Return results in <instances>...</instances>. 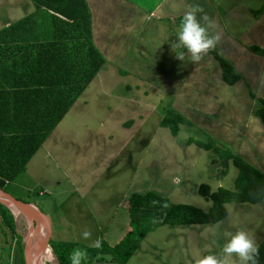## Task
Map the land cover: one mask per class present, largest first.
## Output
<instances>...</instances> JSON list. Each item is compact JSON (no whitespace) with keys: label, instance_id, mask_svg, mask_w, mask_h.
Segmentation results:
<instances>
[{"label":"rangeland","instance_id":"rangeland-1","mask_svg":"<svg viewBox=\"0 0 264 264\" xmlns=\"http://www.w3.org/2000/svg\"><path fill=\"white\" fill-rule=\"evenodd\" d=\"M252 2L250 11H257ZM263 6L261 1L259 8ZM249 19L244 13L246 25ZM117 26L106 41L112 54H106V62L70 107L58 133L48 139L49 151L38 152L43 160L3 188L45 215L51 229L49 241L94 247L103 240L113 246L128 229L126 200L132 193L153 192L173 204L208 211L210 202L198 195V186L205 184L211 192L232 190L237 170L230 161L219 160L212 151L186 141H213L218 148L242 156L248 137L247 130H202L207 127L201 124L202 113L212 118L209 127L244 120L264 130L248 114V92L239 85H226L220 66L211 69L201 60L187 68L162 59L160 65L148 64L142 60L149 57L145 39L140 38L143 30L130 40L125 55ZM230 96L236 98L235 103H230ZM168 110L183 118L175 137L159 126ZM257 139L264 143V137ZM9 208L16 232L2 227L0 219V264H24L23 237L28 224ZM225 209L226 217L217 223L159 227L143 239L125 264H195L205 255L220 253L225 233L256 231L252 238L260 239L264 223L258 225L262 216L255 205L232 203ZM245 220L248 223L243 228ZM85 230L90 233L87 239L81 237ZM42 253L40 264H57L50 247Z\"/></svg>","mask_w":264,"mask_h":264},{"label":"crops","instance_id":"crops-1","mask_svg":"<svg viewBox=\"0 0 264 264\" xmlns=\"http://www.w3.org/2000/svg\"><path fill=\"white\" fill-rule=\"evenodd\" d=\"M261 1L264 0H253L257 11L251 12L249 0H84L90 14L91 41L104 62L106 54H112L111 49L107 50L106 41L108 43L111 30L118 25V39L124 52L128 51L130 40L137 38L138 32L143 30L140 38L145 39L149 56L142 59L146 60L144 62L160 65L158 60L162 59L168 64L185 65V68L187 64L194 63L186 50L171 47L175 42V26L178 27L183 14L193 4H199L215 22L209 32L219 36L216 46L202 56L200 63L206 67L211 65V69L219 66L217 60L211 57V50L228 62L239 76L231 87L239 85L248 92L251 101L249 115H254L258 99L264 100V6L259 8ZM42 10L37 0H0V167L8 172H12L13 168H24L14 179L35 166L37 161L40 163L43 160L44 157H39L38 152L49 151L47 141L58 133L57 129L67 114L49 133L41 130L44 125L41 114L45 112L48 98L47 79L45 73L39 80L30 74L33 69L41 70L43 65L34 59L36 50L32 38L38 35L25 30L2 32L35 12L40 13L36 17L42 21ZM244 13L251 18L248 25L242 20ZM16 37L24 41H14ZM124 54L127 55L126 52ZM181 54L183 58L178 60L176 56ZM228 99L230 103L236 102L235 97ZM212 104L217 103L213 101ZM234 115L230 116V120ZM200 119L202 126H207L202 130H247L244 154L240 157L264 174V143H258L257 139L264 137V130L256 122L248 124L243 120L242 124L234 121L230 126L209 127L212 126V118L206 112L202 113ZM48 154L45 157H49ZM14 179L2 180L12 183ZM261 203L255 205L262 216L257 220L258 225L264 223V200ZM247 223L248 220H245L243 228ZM261 229L258 234L260 239H254L257 245L264 239V224ZM255 232L249 233L253 237Z\"/></svg>","mask_w":264,"mask_h":264},{"label":"trees","instance_id":"trees-1","mask_svg":"<svg viewBox=\"0 0 264 264\" xmlns=\"http://www.w3.org/2000/svg\"><path fill=\"white\" fill-rule=\"evenodd\" d=\"M43 7V20L36 16L22 19L2 30L31 31L38 36L32 38L36 50L34 59L42 62L41 70L33 69L30 74L39 80L46 74L47 104L41 114L44 123L41 130L50 132L67 113L70 106L78 99L86 85L94 78L103 64V58L93 47L91 41L90 14L84 0H37ZM181 21V20H180ZM179 21V22H180ZM2 41V40H0ZM14 41H24L16 37ZM258 52L260 49L254 48ZM183 50V49H182ZM210 54L217 60L221 79L226 85H233L239 80L227 61L218 56L216 51ZM254 116L264 127V100L258 99ZM183 118L168 110L159 126L168 128L175 137ZM187 145L212 151L219 160L230 161L237 170L232 190L218 188L211 192L205 184L198 186L197 193L205 201L210 202L208 211L184 204H173L168 199L153 192L132 193L126 200L128 229L122 238L113 246L101 240L96 246L89 247L73 242L49 241V247L57 264H69L68 257L73 249L85 251L83 264L96 262L125 264L138 249L143 239L164 225H203L217 223L226 215L227 204L256 205L264 200V174L252 167L243 158L234 153L218 148L213 141L203 143L188 139ZM212 162H215L213 160ZM24 168H13L12 172L0 167V189L6 184L2 179L12 181L16 174ZM11 171V170H10ZM2 227L12 234L16 232L14 218L10 211L0 204ZM105 257L110 258L105 260ZM257 264H264V239L258 244Z\"/></svg>","mask_w":264,"mask_h":264},{"label":"clouds","instance_id":"clouds-1","mask_svg":"<svg viewBox=\"0 0 264 264\" xmlns=\"http://www.w3.org/2000/svg\"><path fill=\"white\" fill-rule=\"evenodd\" d=\"M214 26L215 22L204 13L203 8L199 4H193L191 9L183 14L171 47L186 50L191 62H198L218 42L219 36L209 32ZM176 58L181 60L183 56L181 54ZM89 236L87 230L81 233L83 239ZM225 236L227 239L220 253L205 255L197 259L195 264H233L234 259L235 264H257L258 245L248 232L239 230L234 234L225 233ZM85 259V251L79 248L73 249L68 257L69 264H83Z\"/></svg>","mask_w":264,"mask_h":264},{"label":"water","instance_id":"water-1","mask_svg":"<svg viewBox=\"0 0 264 264\" xmlns=\"http://www.w3.org/2000/svg\"><path fill=\"white\" fill-rule=\"evenodd\" d=\"M0 198H3L5 201V203L0 201V204L9 210L11 215L13 214L9 206L15 209L18 213H20L25 218L28 224L27 232L23 237V258L24 264H32L33 252L40 253L41 251H35L39 246L44 249L49 247V239L51 235L49 221L45 217V215H43L32 204L21 202L8 195L1 189ZM42 217L45 218L47 222L46 233L44 235H42L41 230H39V223Z\"/></svg>","mask_w":264,"mask_h":264},{"label":"bare ground","instance_id":"bare-ground-1","mask_svg":"<svg viewBox=\"0 0 264 264\" xmlns=\"http://www.w3.org/2000/svg\"><path fill=\"white\" fill-rule=\"evenodd\" d=\"M0 201H2V202H4L5 203V201H4V199L3 198H0ZM9 206V205H8ZM10 207V206H9ZM40 223H42V224H39V230H41V233H42V235H44L45 233H46V219L45 218H41L40 219ZM45 230V231H44ZM35 251H37V252H40V253H34L33 252V262H32V264H40L39 263V258L42 256V251H44L45 253L47 252V248H42V247H38Z\"/></svg>","mask_w":264,"mask_h":264}]
</instances>
